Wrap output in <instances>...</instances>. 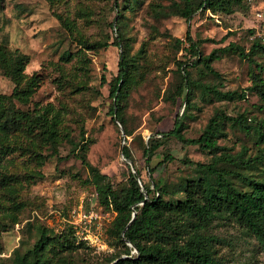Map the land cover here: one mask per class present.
<instances>
[{
	"label": "rangeland",
	"instance_id": "rangeland-1",
	"mask_svg": "<svg viewBox=\"0 0 264 264\" xmlns=\"http://www.w3.org/2000/svg\"><path fill=\"white\" fill-rule=\"evenodd\" d=\"M181 1L0 0V44L28 57L27 79L41 78L30 101L16 102L17 107L46 112L58 132L56 144L38 128L35 135L19 132L5 139L0 134V264H13L16 249L23 254L33 249L41 228L53 243L38 254V264H109L114 257L127 256L110 232L116 214L100 205L82 153L117 190L128 184L130 169H137L151 185V197L161 184L169 189L166 200H179L185 194L178 185L201 175L197 165L212 163L214 154L164 136L178 117L185 139H196L216 114L244 116L250 131L241 122L223 121L218 137L223 149L217 155L248 158L264 149L256 134L264 120V100L250 88L254 75L264 79L263 53L254 62L234 51L219 53L221 58L212 64L216 74L202 64L185 66L195 81L190 104L179 96L184 73L179 63L197 57L190 51L187 31L203 56L230 43L248 51L255 34L264 42V26L256 16L264 0H248L246 8L229 15L199 10L189 22L176 15L173 3ZM114 24H119L136 64V82L121 103L124 124L112 114L110 96L121 49H87L79 42L113 43ZM251 28L255 34L248 32ZM15 86L0 69V94L10 95ZM153 144L160 146L149 160L145 151ZM124 146L133 161L122 154ZM217 166L240 190H249L243 176L264 182V159L247 167L229 162ZM212 232L225 239L215 245L225 264H264V247L245 228L217 220ZM130 246V256L136 255Z\"/></svg>",
	"mask_w": 264,
	"mask_h": 264
},
{
	"label": "trees",
	"instance_id": "trees-1",
	"mask_svg": "<svg viewBox=\"0 0 264 264\" xmlns=\"http://www.w3.org/2000/svg\"><path fill=\"white\" fill-rule=\"evenodd\" d=\"M51 3L53 0H49ZM248 0H182L174 2L176 15L191 21L199 11H209L213 15L233 14L239 8H246ZM116 2V6H117ZM117 9V8H116ZM61 20L62 17H59ZM116 36L113 43L93 42L79 39L81 45L87 49L106 48L110 45L121 49L119 71L110 82V96L114 105L112 114L124 124L121 103L127 97L135 81L136 64L131 55V47L125 41L119 24H114ZM255 34V29L248 30ZM186 39L190 44V51L197 55L191 63L180 62L182 70V83L179 96L183 98L186 106L190 104L195 81L190 76L188 65L202 64L208 73H215L212 66L214 61L221 58L219 53L228 51L237 52L242 58L254 62L253 57L264 54V42L258 36L252 41L248 51L236 43H230L224 48L213 51L203 56L198 51L197 43L193 40L189 30ZM178 44L183 41L177 39ZM71 54L64 57L71 58ZM29 60L25 54L10 51L0 44V69L10 77L15 88L10 95L0 94V134L5 139L15 133H32L35 128L39 133L48 138L52 144L58 142L56 123L50 121L46 112L30 113L17 107V103L27 104L41 82L40 76L29 79L24 71ZM184 66V67H183ZM183 67V68H182ZM105 80V76L102 77ZM262 100H264V79L254 75L250 87ZM243 96V95H241ZM225 120L241 122L242 126L250 131L251 127L245 126L247 119L244 116L232 118L225 114H216L206 125L203 133L196 139H185L182 134V118L178 117L175 126L164 136H173L188 144H198L214 154L213 162L198 164L201 175L187 179L178 185L179 192L185 194L179 200H166L165 195L169 189L166 185H157V192L151 197V185L141 178V172L135 173L130 169L128 184L117 190L109 181L108 176L101 173L88 160L85 153L79 155L90 171L89 182L97 192L100 205L112 210L116 215L112 221L110 232L125 247V254L114 257L109 264H225L217 255L215 245L225 239L212 232L215 221L233 222L245 228L256 237L264 247V182L252 177L243 176L249 190L237 188L230 180V174L218 168L220 162H229L237 166H251L264 159V149L256 156L246 158L243 154L217 152L223 148L218 144V137L222 123ZM256 134L260 143H264V120L256 127ZM160 144H153L146 149L145 154L150 160ZM124 156L133 161L130 149L124 146ZM173 159L169 157L168 160ZM192 164L191 161H185ZM154 169L150 170L152 176ZM135 213V216H134ZM44 228L40 230V237L33 249L21 253L19 249L14 252L13 264H38V254L44 253L53 242ZM137 250L136 255H131V246Z\"/></svg>",
	"mask_w": 264,
	"mask_h": 264
},
{
	"label": "built area",
	"instance_id": "built-area-1",
	"mask_svg": "<svg viewBox=\"0 0 264 264\" xmlns=\"http://www.w3.org/2000/svg\"><path fill=\"white\" fill-rule=\"evenodd\" d=\"M256 16H257L259 26L261 25L264 26V7L256 12ZM254 36L257 37L256 34Z\"/></svg>",
	"mask_w": 264,
	"mask_h": 264
},
{
	"label": "water",
	"instance_id": "water-1",
	"mask_svg": "<svg viewBox=\"0 0 264 264\" xmlns=\"http://www.w3.org/2000/svg\"><path fill=\"white\" fill-rule=\"evenodd\" d=\"M122 154H124L123 151H122ZM134 216H135V213H134Z\"/></svg>",
	"mask_w": 264,
	"mask_h": 264
}]
</instances>
